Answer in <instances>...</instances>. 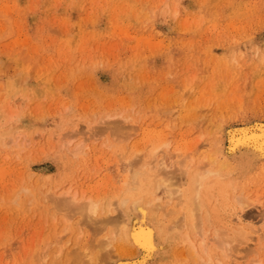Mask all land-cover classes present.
Listing matches in <instances>:
<instances>
[{"label":"rangeland","instance_id":"374dc122","mask_svg":"<svg viewBox=\"0 0 264 264\" xmlns=\"http://www.w3.org/2000/svg\"><path fill=\"white\" fill-rule=\"evenodd\" d=\"M255 139L264 140V0H0V264H80L69 259L90 253L83 244L110 242L127 225L124 197L141 200L145 214L132 215V227L152 230L150 248L126 256L93 246V264H203L207 252L218 264H264V154L251 150ZM182 142L191 159L207 154L210 169L226 164L222 145L230 162L206 194L194 252L164 232L185 213L179 196L165 220L149 206L156 196L168 201L154 187L162 157L172 183L187 188L173 161L176 149L186 152ZM138 170L143 185L131 181ZM73 195L97 202L99 217L53 201ZM238 215L242 233L231 227ZM214 227L238 238L232 256L222 258ZM195 251L202 261L188 256Z\"/></svg>","mask_w":264,"mask_h":264},{"label":"bare ground","instance_id":"6f19581e","mask_svg":"<svg viewBox=\"0 0 264 264\" xmlns=\"http://www.w3.org/2000/svg\"><path fill=\"white\" fill-rule=\"evenodd\" d=\"M155 131V130H154ZM231 132V131H230ZM229 132V135L231 134ZM77 134V133H76ZM226 134L228 135V131H226ZM233 134V133H232ZM150 135V134H149ZM233 136H235V135H233ZM262 136V135H261ZM150 137V136H149ZM232 137V136H231ZM230 137V138H231ZM257 137H259V135L257 136ZM183 139H184V137H182ZM235 138V137H234ZM260 138V137H259ZM232 139V140H231ZM230 140L232 141V143H233V137L231 138ZM247 139H250V138H245V136H244V138L242 137V138H240L239 140H237V142H238V144L240 143H242L243 141H245V140H247ZM187 141V140H186ZM212 141H213V139H212ZM235 141V140H234ZM242 141V142H241ZM262 142H260V140L259 139H255L254 141H253V143H255V144H257V146H255V145H253V146H255V147H257L256 148V150L254 149V148H252L251 150H253L254 152H255V154H257V155H260V157H262V155L264 154V140L262 139L261 140ZM208 142H210V141H208ZM236 142V141H235ZM166 143H168V142H166ZM166 143H164L165 145H163V146H161L162 148H165L167 145H166ZM182 143H184V142H182ZM182 143H181V145H182ZM189 143V142H188ZM178 144V143H177ZM185 144V143H184ZM183 144V145H184ZM235 144V143H234ZM179 145V144H178ZM180 145V146H181ZM209 145V144H208ZM242 145V144H241ZM243 145H245V144H243ZM64 146V145H63ZM170 146V145H169ZM174 146V145H173ZM186 146V147H185ZM185 148H187L186 149V152H184L183 150H181V147L179 148V150H177L176 148H173L175 151L174 152H176L175 153V155H177V158H174V162L176 163H178V166H176V168H177V172H179L182 176H184V177H186L185 179L187 180V188L186 187H184V188H186L185 190H183V191H181L180 189H178L177 188V185H178V183H177V181H176V184H174V183H172L173 182V179L170 177V175H171V173H168L167 172V170H166V168H167V166H166V164H165V161H164V158L162 159L161 158V160L159 159L158 160V162L160 163V167H159V169L155 172V174H154V176H155V186L154 187H156V189L155 190H160V189H162V188H164V189H166L167 191V195H168V201H167V199L165 200V202H162L160 205H158V203H156V201H163V199L165 198V197H163V196H156L157 198H156V200L154 201V203H153V201L151 202V200H150V204H149V206L151 207L150 209H152V211L154 212H160V211H162V209H164L165 210V212H163V213H160V215L162 216V218L165 220V218L167 217V216H171L172 214H173V211H172V207H173V205H172V207L170 206V203L171 202H173V204L175 205V207H176V204H177V201L176 202H174L175 201V199H176V197L177 196H179V199H178V201H179V207H180V209L182 208L181 206H182V204H184V206H185V209H184V212L185 213H183V212H179V213H177V216H172V218H171V220H170V223H168V224H166V225H168L166 228H165V230H164V232L167 234L166 236H168V237H180L181 239H182V242H183V245L185 244V243H187L188 245H187V249H188V247H192V249H188V250H190L191 252L193 251L194 252V250L196 249V247H194L195 245L193 244L194 242L192 241V240H194L193 238H194V236H196L197 234H199V233H202V231L203 230H201V229H199L201 226L199 225L200 224V222H201V218H200V216L201 215H199L201 212H202V208L204 207V203H205V201L207 200L206 199V194H208V193H211L212 191H215V190H213L215 187H218L220 184H221V182H222V174H223V170H224V168H227L229 165H230V162H228V159L227 158H225V153H224V150H223V145L221 146V148H219L221 151V155L220 154H218L219 156H220V158H222L223 159V164L224 163H226V164H224V165H222L221 163L222 162H220V166L219 167H217V168H215V169H210V168H208V162L206 161V159L205 158H203L204 156H206L207 154H205V153H201L202 155L203 154H205V155H203V156H201L200 158H199V156L201 155L199 152H197V153H199L198 155V157H197V153H194L195 155L193 156L194 158L193 159H191L192 158V150H191V152H190V150H188L189 148H192V147H189L187 144H185ZM188 146V147H187ZM212 146H214V144L212 145ZM215 146H217V145H215ZM176 147V146H175ZM220 147V146H219ZM234 147V146H233ZM185 148H183V149H185ZM213 148V147H212ZM217 148V147H216ZM145 149V148H144ZM150 149V148H149ZM196 148H194V152H196V150H195ZM210 149V148H209ZM218 149V150H219ZM249 149H250V147H249ZM139 150H141V148L139 149ZM155 150V149H154ZM199 150V149H198ZM197 150V151H198ZM217 149H215V151H216ZM248 150V149H247ZM136 151V150H135ZM189 151V152H188ZM212 151V149L210 150V151H208L207 153H208V156L211 154L210 152ZM142 152H144L143 150H142ZM142 152H141V154H142ZM172 152V151H171ZM217 152V151H216ZM226 152V151H225ZM257 152V153H256ZM155 153H157V152H155ZM155 153H152L151 155H152V158L153 159H155L156 158V154ZM210 153V154H209ZM74 154V153H73ZM140 154V155H141ZM139 155V154H138ZM143 156H144V154H142ZM151 155H150V157H151ZM173 155V154H172ZM189 156H190V158H189ZM196 156V157H195ZM137 157V156H136ZM139 157V156H138ZM210 157V156H209ZM213 157H217V156H213ZM259 157V156H258ZM142 158V157H141ZM151 158V159H152ZM181 158H183V161H180V159ZM136 160H137V162H136V166L137 167H141V166H148V165H150V164H152V163H149L148 161H142L140 158H138V159H140V160H138L137 158H135ZM145 159H146V157H145ZM157 159V158H156ZM201 159V160H200ZM204 159V160H203ZM210 159V158H209ZM213 159V158H212ZM150 160V159H149ZM155 161H157V160H155ZM188 161V162H187ZM214 162L216 161V159L215 160H213ZM132 166V165H131ZM135 166V167H136ZM173 166V165H172ZM211 167V166H210ZM234 167V166H233ZM228 168H230V167H228ZM131 170V169H130ZM135 170V169H134ZM174 170V169H173ZM146 171H148V169L146 170ZM226 171H228V172H230V170H225L224 172H226ZM131 173H132V171H131ZM147 173V172H146ZM149 174V173H148ZM178 174V173H177ZM176 174V175H177ZM224 174H226V173H224ZM227 174H229V173H227ZM128 175V174H127ZM231 175H233L232 174V171H231ZM145 176V171H140V170H138V171H135V174H134V176H133V178H132V182L133 183H137L138 181H140V183L142 184L143 182H144V179L146 180V178H144L143 180H142V178ZM179 176V175H178ZM224 176H226L227 177V175H224ZM223 176V177H224ZM129 179V178H128ZM149 179V178H148ZM229 179V178H228ZM182 180H184V179H182ZM227 180V179H226ZM125 181H127V180H125ZM153 181H154V179H153ZM127 183H128V181H127ZM126 183V184H127ZM231 183V182H230ZM125 184V185H126ZM180 184V183H179ZM184 184H185V182H184ZM143 185V184H142ZM181 185V184H180ZM179 185V186H180ZM228 185H229V183H228ZM228 185H226V188H227V186ZM231 185V184H230ZM178 186V187H179ZM224 186V185H223ZM71 189V188H70ZM145 190V189H144ZM221 190H223V189H221ZM236 190V189H235ZM264 190V189H263ZM146 191V190H145ZM163 191V190H162ZM229 191V190H228ZM74 192V191H73ZM222 192H224V190L222 191ZM227 192V191H226ZM72 194V193H71ZM147 194V193H146ZM220 194H222V193H220ZM220 194L217 196V194H216V196L217 197H220ZM209 195V194H208ZM210 195H212V193L210 194ZM248 195H250V194H248ZM247 195V196H248ZM255 195V194H254ZM148 196V195H147ZM180 196H181V199H180ZM243 196V195H242ZM244 196H246V195H244ZM246 196V197H247ZM47 197V196H46ZM69 197V196H68ZM83 197V196H82ZM213 198H214V196H212ZM215 198L216 200L218 199V198ZM240 197V196H239ZM238 197V198H239ZM87 198V197H86ZM90 198V197H89ZM150 198H151V196H150ZM149 198V199H150ZM178 198V197H177ZM185 198V199H184ZM211 198V197H210ZM212 199V198H211ZM214 199V200H215ZM221 199V198H220ZM248 199V198H247ZM253 199H255V198H253ZM51 200V199H50ZM49 200V201H50ZM78 200H79V198H78ZM78 200H76V198H75V196L73 195V198H71V199H68V198H64V199H54L53 201H54V203L56 202V204H57V206H59V209L61 208V209H63V210H66L69 214L70 213H81V214H83V215H86L88 218H91L92 216L94 217L95 215H97V213L99 212V207H98V203L97 202H92V201H90L89 199H84V201L85 200H89L87 203L86 202H83V201H78ZM225 200V199H224ZM97 201V200H96ZM212 201V200H211ZM218 201V200H217ZM128 202H130V200H129V198H121V200L118 202L119 204H118V206H119V208H120V210H121V213H122V215L123 216H125L124 218L128 221V223L127 222H124V220H122L124 223H127V225H124V224H122L123 225V227L122 228H120L119 226V228H118V231H117V229H116V231L117 232H119V234L118 235H115V236H111L110 235V237H111V241L109 242L108 240L110 239V237H107L106 238V240L109 242H107V243H105L104 241L103 242H100L98 245H97V243L96 244H94V245H92V247H91V245H90V247H91V249L88 247V244L89 243H85V244H83L82 245V247L83 246H85L86 245V249L85 250H87V252H90V253H86L85 251L84 252H75V250H74V254L72 255V253L71 254H67V255H72V258H71V256H70V259L69 260H74V261H77L78 263H82V264H93V261H94V259H93V255H94V257H95V254H92V251L93 250H96V249H99L100 251H104V249L102 248V247H104V246H106V248L107 247H115V249L117 248L120 252H122V253H125V254H122V253H120V254H122V255H126L128 252H130L131 251V249L132 248H134L135 249V246L137 247L136 249L138 250V248H142V247H149L151 244V237H152V230H146V228L144 229L143 227H140L139 226V228L140 229H136V231H134L133 229H134V227H132L133 226V224L134 223H132V215H136L137 216V214L140 216V217H142L144 214H145V212H144V210L141 208V206H140V202H141V200H135V201H133V202H130V208H131V213L129 212H125L124 211V208L127 206V203ZM147 202H148V200H147ZM209 202H210V200H209ZM208 202V203H209ZM216 202V201H215ZM214 202V203H215ZM55 204V205H56ZM101 204V203H100ZM178 204H177V206H178ZM113 205V204H112ZM168 205H169V207H171V208H167L168 207ZM181 205V206H180ZM249 205H250V203H247L244 199L241 201V206L242 207H249ZM114 206V205H113ZM55 207V206H54ZM207 207V206H206ZM213 207V206H212ZM244 207V208H245ZM178 208V207H177ZM216 208V207H215ZM101 209V208H100ZM209 209H211V208H209ZM116 211H117V209H115ZM173 210H175V208L173 209ZM212 210V209H211ZM210 210V211H211ZM220 210V209H219ZM245 210V209H244ZM178 211V210H177ZM183 211V210H182ZM208 211V210H207ZM217 211V210H216ZM246 211V210H245ZM101 212V211H100ZM151 212V211H150ZM204 212H206V210H204ZM244 212V211H243ZM63 213V212H62ZM117 213H119L118 211H117ZM208 213V212H207ZM71 215V214H70ZM199 215V216H198ZM207 215V214H206ZM215 215V214H214ZM213 215V216H214ZM98 216V215H97ZM160 216V217H161ZM209 215H207V217H208ZM66 217V216H65ZM99 217V216H98ZM122 217V216H121ZM204 217H205V215H204ZM209 218V217H208ZM207 218V219H208ZM92 219H95V218H92ZM144 219V218H143ZM162 219V220H163ZM169 219V218H168ZM206 219V220H207ZM137 220V219H136ZM139 220H141V218L139 219ZM206 220H205V222H206ZM88 221H90V220H88ZM95 221V220H94ZM167 221V220H166ZM211 221H212V219H211ZM87 222V221H86ZM91 222H92V220H91ZM95 222H99V221H95ZM116 222V221H115ZM122 222V223H123ZM203 222V221H202ZM214 222V221H213ZM232 222V221H231ZM93 223V222H92ZM148 223V222H147ZM235 223V224H234ZM233 224H231V225H233V226H231L232 227V229L235 231V232H237V233H242L244 230H242L241 231V228H243L242 227V223H243V216L242 215H238L237 217H236V219H235V222H234ZM90 224V223H89ZM118 224V223H117ZM121 224V223H120ZM119 224V225H120ZM143 224H144V222H143ZM211 224V223H210ZM210 224H206V225H208V226H210ZM213 224V223H212ZM216 224H217V222H216ZM203 225V224H202ZM222 225V224H221ZM134 226H135V224H134ZM162 226V225H161ZM200 226V227H199ZM217 226H219L218 224H217ZM212 227H213V225H212ZM210 228V227H209ZM218 228L219 227H217V228H215L214 227V229L216 230V232L214 231V233H212L215 237H216V239H217V241H218V244L220 245V248L221 249H223L224 250V252H223V250H221L220 251V254H224V253H227L228 252V254L230 255L231 254V252L229 253V251H230V246H231V248H233L232 247V245H233V243H236L235 242V240L237 241L238 240V238L237 237H235L236 239L235 240H233V239H230V238H228V236L224 233V231L223 230H221L220 228V231L218 230ZM191 229V230H190ZM228 229V228H227ZM67 230H68V228H67ZM189 230L191 231V232H189ZM225 230V229H224ZM82 233V232H81ZM192 233L194 234V235H192ZM216 233V234H215ZM209 234V231H207V235ZM230 234V233H229ZM212 235V237H214ZM235 235V234H234ZM209 236V235H208ZM208 236H207V238H208ZM232 236L233 235H231V238H232ZM240 236V235H239ZM206 237V236H205ZM79 238V237H78ZM258 238H260V235H259V237ZM60 240V239H59ZM79 240V239H78ZM202 240H203V236H202ZM201 240V242L200 241H198V243H197V245H198V249L200 250V248H202L201 250H200V253H201V251L204 253V255L206 254V252H205V250H204V248L202 247L203 246V244L205 243H203V241ZM209 240H210V238H209ZM260 240V239H259ZM181 241V240H180ZM206 241V240H205ZM212 241H214V240H212ZM56 242H57V240H56ZM76 242V241H75ZM203 243L202 244V246H200V243ZM207 242V241H206ZM233 242V243H232ZM192 243V244H191ZM214 243V242H213ZM229 243H231V245L229 244ZM261 243V242H260ZM59 244V243H58ZM77 244H79V243H77ZM93 244V243H92ZM113 245V246H112ZM179 245V244H178ZM206 245V244H205ZM204 245V246H205ZM208 245V244H207ZM206 245V246H207ZM229 245V246H228ZM93 246L95 247V249H93ZM96 246H99V248L98 247H96ZM153 246V245H152ZM200 246V247H199ZM205 246V247H206ZM209 246V245H208ZM207 246V247H208ZM74 247V246H73ZM81 247V248H82ZM154 247V246H153ZM183 247V246H182ZM206 247V248H207ZM216 247V246H215ZM102 248V249H101ZM140 248V249H141ZM150 248V247H149ZM205 248V249H206ZM64 249V248H63ZM93 249V250H92ZM134 249L132 250V252L134 251ZM184 249V248H183ZM183 249H181V250H183ZM217 249H219V246L216 248V250ZM55 250V249H54ZM117 250V252L119 253V251ZM151 250V249H150ZM209 250V249H208ZM53 251V250H52ZM97 251V250H96ZM115 251V250H114ZM136 251V250H135ZM149 251V250H148ZM207 251V250H206ZM231 251H233V250H231ZM45 252H46V250H45ZM44 252V253H45ZM94 252V251H93ZM99 252V251H98ZM101 252V253H102ZM138 252V251H137ZM140 252V251H139ZM189 252V251H188ZM191 252H190V255H188V256H191L192 257V255L194 254V255H196V254H198L197 253V251H195V253H192L191 254ZM52 253V252H51ZM55 253H57V254H59L58 252H55ZM106 253V252H105ZM135 253V252H134ZM184 253V252H183ZM203 253H201V254H203ZM46 254H47V252H46ZM54 254V253H53ZM103 254V253H102ZM102 254L100 255V253H99V255H100V257H102ZM107 254V253H106ZM181 254V253H180ZM212 254V253H211ZM227 254V255H228ZM233 254V253H232ZM232 254H231V256H232ZM44 255V254H43ZM97 255V254H96ZM116 255V254H115ZM184 255V254H183ZM182 255V256H183ZM208 255V252H207V254L205 255L206 257H207V259H208V261L206 260V261H203V262H201V263H205V262H208V263H205V264H214V262H215V264H218V261H216V258L218 257H213V258H215L214 259V261L213 260H210V257L209 256H207ZM228 255V256H229ZM68 256V257H69ZM126 256H129V255H126ZM137 256V255H136ZM181 256V257H182ZM196 256H198V257H195V256H193V257H195L194 258V260H195V263H197V261H200L198 258H199V256L200 255H196ZM223 256H226V254H224V255H222V258H223ZM41 257V256H40ZM46 257V256H45ZM48 257H49V255H48ZM53 257V256H52ZM57 258L58 257H62V256H56ZM99 257V258H100ZM108 257V256H107ZM190 257V258H191ZM193 257H192V259H193ZM209 257V258H208ZM56 258V259H57ZM55 259V258H54ZM101 259V258H100ZM197 259V260H196ZM229 259V258H228ZM65 260V259H64ZM224 260H226V258H224ZM223 260V261H224ZM52 261V260H51ZM56 261V260H55ZM202 261V260H201ZM57 262V261H56ZM44 263V262H43ZM64 264H65V261L63 262ZM57 264H59L58 262H57ZM98 264H100V263H98ZM183 264V263H182ZM219 264H223V263H219ZM263 264V263H262Z\"/></svg>","mask_w":264,"mask_h":264}]
</instances>
